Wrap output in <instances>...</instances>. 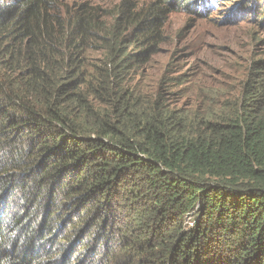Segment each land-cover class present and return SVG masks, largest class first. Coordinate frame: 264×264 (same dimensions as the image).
<instances>
[{"label":"trees","instance_id":"1","mask_svg":"<svg viewBox=\"0 0 264 264\" xmlns=\"http://www.w3.org/2000/svg\"><path fill=\"white\" fill-rule=\"evenodd\" d=\"M193 1L0 0V264H264V55L200 115L149 74Z\"/></svg>","mask_w":264,"mask_h":264},{"label":"rangeland","instance_id":"2","mask_svg":"<svg viewBox=\"0 0 264 264\" xmlns=\"http://www.w3.org/2000/svg\"><path fill=\"white\" fill-rule=\"evenodd\" d=\"M75 1L59 0L70 5ZM84 1L112 7L122 0ZM154 1L138 0V8L144 9ZM241 2L210 0L206 4L208 11L202 15L187 7L169 17L166 43L160 46L159 55L149 66V74L155 76V81L183 76L175 86H165L167 98L174 107L189 108L200 115L221 106L223 101L216 98L224 97L228 99L225 103L233 104L238 99L242 74L251 60L264 55V27L254 14L233 11Z\"/></svg>","mask_w":264,"mask_h":264}]
</instances>
